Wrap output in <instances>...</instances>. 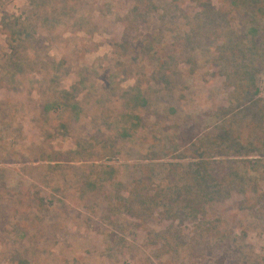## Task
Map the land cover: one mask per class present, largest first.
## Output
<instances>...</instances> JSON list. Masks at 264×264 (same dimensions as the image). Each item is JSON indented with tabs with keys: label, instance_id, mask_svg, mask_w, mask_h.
Masks as SVG:
<instances>
[{
	"label": "rangeland",
	"instance_id": "rangeland-1",
	"mask_svg": "<svg viewBox=\"0 0 264 264\" xmlns=\"http://www.w3.org/2000/svg\"><path fill=\"white\" fill-rule=\"evenodd\" d=\"M133 1L0 0V50L15 20L31 33L21 53L26 72L0 81V264H264V121L254 124L248 115L229 138L220 116L241 108L206 48L222 43L226 26L201 14L196 72L177 65L167 73L178 81L172 90L136 110V75L145 76L142 91L157 88L152 59L142 56L141 66L130 68L117 47ZM179 9L166 18L163 12L162 21L153 10L140 23L163 30L158 56L205 11L191 0H180ZM48 80L56 86L43 85ZM262 87L264 96V78ZM64 90L80 111L44 114L43 104L62 99ZM168 107L178 111L164 116ZM203 153L200 160L191 156ZM235 160L260 163L229 168ZM202 162L211 164L208 195L181 190L176 198V187L193 184L183 166ZM173 163L183 166L172 170ZM42 201L47 210L40 213Z\"/></svg>",
	"mask_w": 264,
	"mask_h": 264
},
{
	"label": "trees",
	"instance_id": "trees-1",
	"mask_svg": "<svg viewBox=\"0 0 264 264\" xmlns=\"http://www.w3.org/2000/svg\"><path fill=\"white\" fill-rule=\"evenodd\" d=\"M191 1L200 8H205V11L203 10V13L195 15L194 18L190 20V23L192 24L190 28L191 31L187 34L184 33L183 38L180 39L179 42L175 45H168L166 43H164V45L162 44V49L166 52L162 53L163 50H161V56L157 55L158 51L155 50V47L161 45L162 43L161 37L163 36V30L158 29L157 33L150 31V29L143 30L140 28V23L145 19L151 20L153 10H156V12L157 10L162 12L161 14L158 12L156 13V15L158 14L159 16L160 21L164 18L163 12H165V18L170 17L171 15L174 16L177 10H180V0L133 1L134 5L126 17V21H129V25L124 29L121 37V44L117 47L121 50L122 54L120 56L129 58L128 62L130 63H128V65L130 68H139L141 66L140 62L144 61L140 60L142 56L147 57V59H152L151 64L150 60H147V62L149 63V66L153 67V73H151L157 88L155 90L148 89L145 92L142 91L140 83L141 81L143 82L142 79H144L145 76L141 73H139L141 77L136 75L138 84L131 88L134 97L133 99H135V109L147 110L148 108H151L156 101L162 100V97L164 96L163 93L168 91L170 92L172 90L178 81L174 83L171 76L167 75V73L173 68L176 69L177 65L179 66V64H184L187 68H189V73L196 72V67H198V62L200 61L199 57L195 54V48L199 46L196 40L198 37L196 32L200 29V16L201 14L207 16L213 23L216 22L215 16H219L223 26H226L224 27L223 32L225 38L222 40L220 45L217 47L214 45L212 48L210 45L212 42L209 41L206 48L213 51L211 53L212 55H209L208 57V59H213L211 64H213L216 68L221 69L222 73L227 74L226 78L229 80V87L232 89L231 94L233 97V103H236L241 108L240 110H233L229 107V109H227L226 112L220 116L221 121L223 120V122L229 123V138H232V129L236 126L235 123L245 122V119L249 116H251V120L254 124H257L258 119H260L261 122L264 121V96L261 95L263 88L262 80L264 78V0H221L222 6L219 8L213 7L208 0H205L204 2L201 0ZM18 25V21L15 20L9 28L5 27L8 30L6 33L9 32V36L7 34V47L0 50V55L3 57V61H0V81L2 80L1 76L16 75L26 72L28 67L29 61L24 59L23 56H21V53H23L25 49L24 45L27 43L26 38H30L31 33L28 32L27 28H23V30L18 29ZM207 39L209 40V38ZM154 56H157L155 60ZM157 60L158 62L156 63ZM142 68H144L143 65ZM81 81H83V79ZM46 82L50 84V86H56L53 81L49 80L42 84L45 85ZM159 86H163L164 89L159 88ZM71 89L74 91L76 88L72 87ZM146 92H151L149 97L146 95ZM62 93V99L55 98L43 104L42 111L44 114L55 110L57 107H61L67 112H71L70 110H76L77 112L80 111V109H78L80 107L76 103H72L71 99L73 96L71 93H67L65 90ZM241 104H244V106L241 107ZM177 111L178 110L174 107H168L164 110V116H169V113L174 114ZM75 116L76 114L72 115V117ZM130 118L133 119L134 116H130ZM223 129L226 133V129ZM187 131L189 132V130ZM187 134L188 133L185 132L184 136ZM123 135L125 136V134ZM235 139L237 140V138ZM162 140L163 136L159 138L160 142L157 141V143L153 144L152 148L158 149V147L154 145L161 143ZM167 140L168 139L164 138V142H167ZM205 141L208 145L211 140L205 138ZM232 143L234 144V142H231V144ZM219 144L221 143L219 142ZM233 144L231 146H233ZM166 145L167 143H165L164 147H168ZM212 148L216 152L221 151V145H213ZM177 149L178 148H174V150ZM194 152L197 154V149ZM259 154L260 153H258V155ZM261 154L264 156V153ZM205 155L206 154L203 153L202 155L198 154L197 156H191L192 158L200 160ZM161 158L162 157L153 155L148 157L150 160H159ZM251 163L258 164L260 162L258 160H235L231 162V166L229 168H233L235 165L236 166L234 168H238V165L240 164L245 165ZM194 165L197 167V176L199 171H202V173L204 172V178H201L203 181H200L199 177H194L192 171V167ZM207 165L211 164L202 162L184 166L179 163L169 165L172 170L176 167L183 166L191 172L190 177L193 181L192 185H188L189 187H184L182 189L176 187V198H179L181 190H186L187 196H193L197 199L201 198L204 194L208 195L207 191H205L206 189L204 188V183L211 178L210 176L209 178L207 176V172H209L206 169ZM152 169L154 168L150 166V171ZM171 175L172 177H175L174 171ZM235 175L236 172L233 173V176ZM195 184H198V189L194 187ZM38 210L40 213L47 210L45 208L44 201L38 205ZM23 219H25L23 221H26V225L24 226H30L28 224V220L24 217ZM21 222L22 220H19V222L14 226V228L18 231L22 229L20 227Z\"/></svg>",
	"mask_w": 264,
	"mask_h": 264
}]
</instances>
